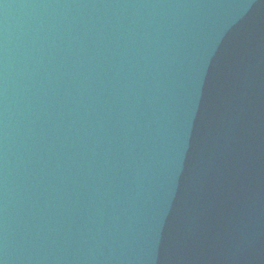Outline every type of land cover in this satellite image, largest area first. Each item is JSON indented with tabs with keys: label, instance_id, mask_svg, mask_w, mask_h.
I'll return each instance as SVG.
<instances>
[{
	"label": "water",
	"instance_id": "water-1",
	"mask_svg": "<svg viewBox=\"0 0 264 264\" xmlns=\"http://www.w3.org/2000/svg\"><path fill=\"white\" fill-rule=\"evenodd\" d=\"M0 264H264V0H0Z\"/></svg>",
	"mask_w": 264,
	"mask_h": 264
}]
</instances>
